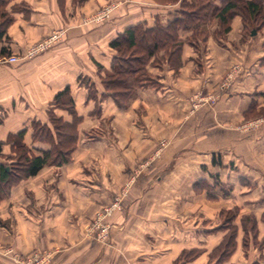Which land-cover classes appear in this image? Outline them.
<instances>
[{"label": "crops", "instance_id": "1", "mask_svg": "<svg viewBox=\"0 0 264 264\" xmlns=\"http://www.w3.org/2000/svg\"><path fill=\"white\" fill-rule=\"evenodd\" d=\"M105 1L12 0L7 6L24 3L12 11L0 39V161L10 162L8 135L22 128L35 153L49 148L33 142L32 121L49 123L53 99L66 86L82 119L69 161L45 165L0 198V264H24L35 251L49 252L48 264H175L184 249L203 253L181 264H210L209 254L227 232L218 212L230 207L255 215L261 239L264 119L248 131L239 123L250 107H264V28L245 38L236 15L219 38L218 22L204 23L206 41L199 40L198 49L185 42L178 71L166 59L150 64L158 86L139 88L121 108L101 96L100 75L116 52L111 40L139 22L167 25L180 2L125 0L112 20L80 24L81 15ZM54 30L64 32L57 43L23 57ZM191 35L180 31L183 39ZM10 55L19 60H2ZM228 72L230 84L223 87ZM79 75L91 78L97 98ZM55 111L72 119L65 109ZM161 139L167 147L158 151ZM114 202L108 237L97 239L93 220ZM234 223L241 245L242 224L239 218ZM249 245L246 255L240 246L223 264H264V248Z\"/></svg>", "mask_w": 264, "mask_h": 264}, {"label": "trees", "instance_id": "2", "mask_svg": "<svg viewBox=\"0 0 264 264\" xmlns=\"http://www.w3.org/2000/svg\"><path fill=\"white\" fill-rule=\"evenodd\" d=\"M12 0H0V39L6 32L7 25L13 21L12 11L19 10L24 3H14L7 8ZM83 2L84 0H77ZM159 3L180 2L179 15L169 20L167 25L156 23L150 27L146 22H139L127 26L110 42L116 52L112 58L111 68L100 76L105 87L102 97H112L115 103L123 108L137 90L146 86H158L152 73L150 64L161 65L166 59L178 71L181 64V53L185 42L198 49L199 40L206 41L209 31L202 27L204 23L216 20L217 37L226 36L231 29V22L236 15H240L244 24L245 38L253 30L264 28V0H158ZM181 30H191L192 35L186 39L180 36ZM264 62V57H263ZM85 76L79 75V81ZM67 110L72 119L67 120L59 115L55 109ZM49 123L41 120L32 121L33 142L48 143L49 148H37L34 152L24 138L27 128H22L8 135L7 143L11 144L12 153L7 157L9 163L0 161V198L9 193L11 187L22 178L37 174L45 165H61L71 159L77 147L79 128L82 117L78 115L75 100L71 95L70 86L60 90L54 97L48 111ZM0 141V153L2 144ZM228 190V189H227ZM230 216L222 225L227 229L221 242L212 250L216 254L210 264H222L236 245L238 225ZM264 222V213L262 214ZM247 221L250 226L247 225ZM243 227L246 233H252L253 243L260 249L264 248V236L258 239V220L255 215L243 217ZM245 240V245H248ZM199 249H184L177 259L187 261L199 254ZM217 257L215 261L214 258ZM264 258V257H263Z\"/></svg>", "mask_w": 264, "mask_h": 264}, {"label": "rangeland", "instance_id": "3", "mask_svg": "<svg viewBox=\"0 0 264 264\" xmlns=\"http://www.w3.org/2000/svg\"><path fill=\"white\" fill-rule=\"evenodd\" d=\"M72 1H73L74 5H79V6L85 5L87 3V0H84L83 2H79L77 0H72ZM154 1L161 2V1H158V0H154ZM124 2H125V0H106L105 3H103L99 8H96V9L92 10L89 13L81 15L80 18H79V20L81 21L80 24L84 25V26H88V25L91 26V25L101 24V23H105L107 21H110L115 16V13L123 6ZM214 21H216V20H214ZM255 31L257 32V30H255ZM60 33H61V35L57 39H55L54 41H51V42L49 41L50 43L47 44L45 47H44L45 40L48 39V37H45V38L40 39L38 41H35L33 44H31V46L28 49H30V48L35 49L36 50V54L39 53L40 51L47 50V49L51 48L55 43H57L62 38L64 32L62 30H60ZM39 47H43V48L40 50ZM23 57L24 58H32L33 56L32 57H25V55H24ZM5 59L6 58H3L2 60L6 61ZM234 68H237V65H234L233 69ZM223 78L224 79L222 81V86L224 87V85L227 86L228 84H230L231 73L227 74ZM81 82H82L81 85H84V86L89 88L90 96L94 97V98H97V96H98L97 90L95 89V87H93L94 83L91 81V78L88 77V76H85V78H83L81 80ZM137 92H136V94H137ZM96 111H98V110H96ZM263 115H264V107L263 106H260L259 108L250 107V109L247 110V113H245V121L239 123V127L241 129L244 128L245 131H248V130H251V129H256L258 127V124H260L263 121V119H264ZM110 122L108 121L109 125H111ZM95 133H96V129H92L90 131L91 135L92 134L96 135ZM166 145H167V141L165 139H161L160 143H159L158 151L165 149L167 147ZM218 215H219V218L222 220L223 224L230 216L234 215L233 222H234L235 219L239 218L241 224L244 225L245 223H243V217L246 216L247 214L246 213H241L240 210L237 207H230V208H226V209H221L218 212ZM243 225H242V228H243L242 241L243 242H241V245L238 244V241H237L238 231H237V236H236V242L237 243H236V245L234 247V250L230 253V255L228 257H226V259L223 260L222 264L227 259H229V257L231 255L236 253L240 246H241V249H243L242 251H244L245 255L248 253V250H249L251 244L250 245L249 244L245 245V240L247 239L248 243H250V242L253 243L254 240L252 241L253 237L250 234L252 232L249 231L250 233H248V235H247L246 230L243 227ZM247 225L250 226L248 221H247ZM180 253H179V255H180ZM201 253H203V252L202 251L199 252V254L196 255L194 258H197ZM211 253H212V251H211ZM211 253L208 256L209 257V262L216 255V254L211 255ZM216 259H217V257H215L213 261H215ZM181 261H183V260L176 259L175 260V264H181Z\"/></svg>", "mask_w": 264, "mask_h": 264}, {"label": "built area", "instance_id": "4", "mask_svg": "<svg viewBox=\"0 0 264 264\" xmlns=\"http://www.w3.org/2000/svg\"><path fill=\"white\" fill-rule=\"evenodd\" d=\"M61 35L60 30H54L49 36L48 39L45 40L44 47L49 44L51 41H54ZM50 41V42H49ZM43 47H39L41 50ZM36 54L35 49H28L27 52L24 54L25 57H32ZM7 62H16L19 60V57L17 55H10L6 57L5 59ZM118 203H113L112 205L103 208L99 212H97L93 223L91 225L92 230H96L95 237L97 239H103L106 240L109 234L110 225L106 222V218L109 214H111L114 207H116ZM50 258L49 252H41V251H35L31 253L30 255H27L26 258H24L22 261L24 264H48Z\"/></svg>", "mask_w": 264, "mask_h": 264}, {"label": "water", "instance_id": "5", "mask_svg": "<svg viewBox=\"0 0 264 264\" xmlns=\"http://www.w3.org/2000/svg\"><path fill=\"white\" fill-rule=\"evenodd\" d=\"M256 31L255 30H253V32L252 33H255Z\"/></svg>", "mask_w": 264, "mask_h": 264}]
</instances>
